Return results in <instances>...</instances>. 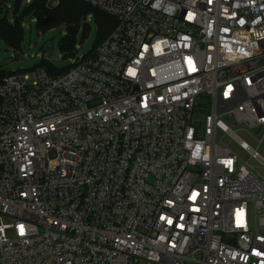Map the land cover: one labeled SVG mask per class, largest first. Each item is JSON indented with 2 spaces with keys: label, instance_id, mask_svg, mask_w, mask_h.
<instances>
[{
  "label": "built area",
  "instance_id": "2783aa9c",
  "mask_svg": "<svg viewBox=\"0 0 264 264\" xmlns=\"http://www.w3.org/2000/svg\"><path fill=\"white\" fill-rule=\"evenodd\" d=\"M78 1L110 36L0 80V264H264V0Z\"/></svg>",
  "mask_w": 264,
  "mask_h": 264
},
{
  "label": "rangeland",
  "instance_id": "374dc122",
  "mask_svg": "<svg viewBox=\"0 0 264 264\" xmlns=\"http://www.w3.org/2000/svg\"><path fill=\"white\" fill-rule=\"evenodd\" d=\"M34 1H22L24 5L23 13L19 16L20 21L17 23L21 33L19 47L8 43V41L0 37V72L4 75L31 74L43 62H46L55 70L67 71L71 67V59H75L76 53L79 52L83 56L91 53L102 36L101 28L109 27L112 23L111 19L101 13L82 12L80 5L83 3L75 0L76 5L72 7L75 14L71 18L75 22L71 21V24L68 21H63L41 30L36 15L33 13L26 14L27 9L30 8ZM57 2L58 6L60 1L57 0ZM49 3L50 0H48V5ZM13 14L14 11H8L4 8L0 18L5 19L9 15L10 24L15 26V19H11ZM70 29L77 30L74 33L75 48L73 47V49H67L62 45V41L69 35ZM201 99L203 100L200 103V107L209 110L211 106L210 100ZM234 128L237 129V125ZM238 134L253 148H256L264 158V141L260 142L264 134L263 131H257L253 136L244 131H238Z\"/></svg>",
  "mask_w": 264,
  "mask_h": 264
},
{
  "label": "trees",
  "instance_id": "16d2710c",
  "mask_svg": "<svg viewBox=\"0 0 264 264\" xmlns=\"http://www.w3.org/2000/svg\"><path fill=\"white\" fill-rule=\"evenodd\" d=\"M23 0H18L14 4V14L13 19H15V26L10 24V20L8 15L5 19L0 18V37L8 41V43L13 44L17 47H19L21 42V33L20 29L17 26V23L20 21L19 16L23 13ZM60 3L56 8H49L48 7V0H35L30 8L27 9L26 14H35L38 18V25L41 30H45L49 27H52L54 25H57L60 22L68 21L72 24V17H74L75 12L72 10V7L76 5L75 0H59ZM75 3V4H74ZM83 3V2H82ZM70 5V6H69ZM80 8L82 12H96L101 13L102 15L107 16L109 19H111L112 23L109 25V27H102L101 28V34L99 41L97 42L96 47H98L102 42H104L112 33V31L116 27V20L109 15L93 9L90 5L83 3L80 5ZM3 9L0 8V16L2 14ZM22 19H24L22 17ZM72 21V22H71ZM75 24V23H74ZM76 29H70L69 35L62 41V45H64L67 49H73L74 47V33L76 32ZM75 48V47H74ZM39 67H44L48 70L49 74L51 75H59L67 73L70 69L67 71L61 72L58 70H55L50 65H48L46 62H43V64ZM14 75V74H12ZM12 75H4L2 72H0V80L4 77L12 76Z\"/></svg>",
  "mask_w": 264,
  "mask_h": 264
},
{
  "label": "crops",
  "instance_id": "0c3cea01",
  "mask_svg": "<svg viewBox=\"0 0 264 264\" xmlns=\"http://www.w3.org/2000/svg\"><path fill=\"white\" fill-rule=\"evenodd\" d=\"M95 49V48H94Z\"/></svg>",
  "mask_w": 264,
  "mask_h": 264
}]
</instances>
